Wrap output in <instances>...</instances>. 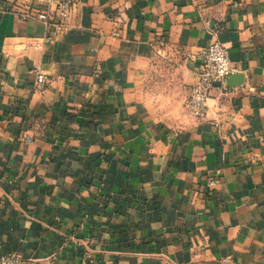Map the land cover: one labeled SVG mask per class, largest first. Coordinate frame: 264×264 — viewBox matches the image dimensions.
Wrapping results in <instances>:
<instances>
[{"label": "crops", "instance_id": "crops-1", "mask_svg": "<svg viewBox=\"0 0 264 264\" xmlns=\"http://www.w3.org/2000/svg\"><path fill=\"white\" fill-rule=\"evenodd\" d=\"M24 1L0 0V256L264 264V0H75L55 37ZM215 41L232 72L195 121Z\"/></svg>", "mask_w": 264, "mask_h": 264}, {"label": "built area", "instance_id": "built-area-1", "mask_svg": "<svg viewBox=\"0 0 264 264\" xmlns=\"http://www.w3.org/2000/svg\"><path fill=\"white\" fill-rule=\"evenodd\" d=\"M26 10L21 13L23 18L36 17L52 27L51 36H57L66 27V22L72 16L75 0H25ZM200 72L196 80L189 85L185 101V110L195 121L207 117L208 100L213 87L223 82L232 72L229 51L225 44L212 42L204 51ZM47 81V75L42 71L37 73V85L42 86ZM31 140V138H29ZM215 181L208 183L213 187ZM0 264H23V258L16 252L0 256Z\"/></svg>", "mask_w": 264, "mask_h": 264}, {"label": "rangeland", "instance_id": "rangeland-1", "mask_svg": "<svg viewBox=\"0 0 264 264\" xmlns=\"http://www.w3.org/2000/svg\"><path fill=\"white\" fill-rule=\"evenodd\" d=\"M175 73H176V70L173 67L165 63H160L155 74L158 75L160 78H163V77L172 78L175 75ZM188 87L189 85L186 88L187 93H188Z\"/></svg>", "mask_w": 264, "mask_h": 264}]
</instances>
